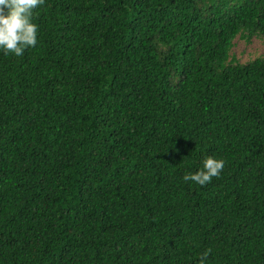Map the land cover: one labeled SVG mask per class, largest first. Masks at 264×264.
<instances>
[{
	"label": "trees",
	"instance_id": "1",
	"mask_svg": "<svg viewBox=\"0 0 264 264\" xmlns=\"http://www.w3.org/2000/svg\"><path fill=\"white\" fill-rule=\"evenodd\" d=\"M0 52V264H264V0H44ZM223 158L204 185L184 181Z\"/></svg>",
	"mask_w": 264,
	"mask_h": 264
},
{
	"label": "clouds",
	"instance_id": "2",
	"mask_svg": "<svg viewBox=\"0 0 264 264\" xmlns=\"http://www.w3.org/2000/svg\"><path fill=\"white\" fill-rule=\"evenodd\" d=\"M44 0H0V52L19 57L38 43L39 25L34 17L38 6ZM224 159L214 155H204L195 171L184 172L182 179L204 185L212 177L219 176L224 167ZM210 249L199 254L197 264H208Z\"/></svg>",
	"mask_w": 264,
	"mask_h": 264
},
{
	"label": "rangeland",
	"instance_id": "3",
	"mask_svg": "<svg viewBox=\"0 0 264 264\" xmlns=\"http://www.w3.org/2000/svg\"><path fill=\"white\" fill-rule=\"evenodd\" d=\"M235 46L232 47V51L241 60L248 58V54H264V37L251 38L249 43H245L242 40H235Z\"/></svg>",
	"mask_w": 264,
	"mask_h": 264
}]
</instances>
